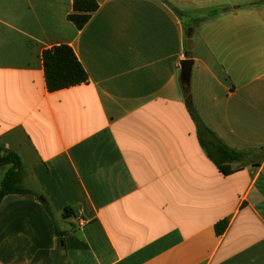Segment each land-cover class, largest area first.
<instances>
[{
	"label": "crops",
	"instance_id": "1",
	"mask_svg": "<svg viewBox=\"0 0 264 264\" xmlns=\"http://www.w3.org/2000/svg\"><path fill=\"white\" fill-rule=\"evenodd\" d=\"M74 1L0 0V145L35 193L0 204V264H54L56 228L64 264H264V0H96L82 30ZM62 45L89 79L51 92Z\"/></svg>",
	"mask_w": 264,
	"mask_h": 264
},
{
	"label": "trees",
	"instance_id": "2",
	"mask_svg": "<svg viewBox=\"0 0 264 264\" xmlns=\"http://www.w3.org/2000/svg\"><path fill=\"white\" fill-rule=\"evenodd\" d=\"M99 4L96 0H75L73 13L68 19L74 23L78 30H82L90 21L92 15L98 10ZM190 57L189 53H186ZM44 65L48 89L51 92L63 90L88 82V75L71 47L62 45L44 52ZM181 85L184 97L190 110L192 118L196 122L199 131L200 143L208 157L218 166L224 174H230L233 170L231 164L238 160L242 153L229 148L217 136L208 129L198 117L193 107L191 89V76L181 77ZM10 165L6 172L0 188V204L8 195H33L32 190L23 185L24 166L20 158L13 152L6 150L0 145V166ZM65 215H72L71 209H65ZM227 227L224 221L216 226L218 234H222ZM58 237V251L54 264H64L63 253L65 242L63 233L56 228Z\"/></svg>",
	"mask_w": 264,
	"mask_h": 264
},
{
	"label": "water",
	"instance_id": "3",
	"mask_svg": "<svg viewBox=\"0 0 264 264\" xmlns=\"http://www.w3.org/2000/svg\"><path fill=\"white\" fill-rule=\"evenodd\" d=\"M192 66L193 61L192 60H184L181 64L182 69V76L190 77L192 73Z\"/></svg>",
	"mask_w": 264,
	"mask_h": 264
}]
</instances>
